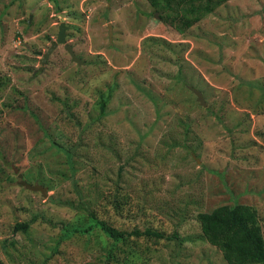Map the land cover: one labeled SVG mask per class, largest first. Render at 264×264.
I'll return each instance as SVG.
<instances>
[{
    "label": "rangeland",
    "instance_id": "374dc122",
    "mask_svg": "<svg viewBox=\"0 0 264 264\" xmlns=\"http://www.w3.org/2000/svg\"><path fill=\"white\" fill-rule=\"evenodd\" d=\"M154 15L148 0H0V264H225L196 215L235 203L264 242V0L182 33ZM61 24L82 65L63 45L41 64ZM97 220L176 239L114 241Z\"/></svg>",
    "mask_w": 264,
    "mask_h": 264
},
{
    "label": "trees",
    "instance_id": "16d2710c",
    "mask_svg": "<svg viewBox=\"0 0 264 264\" xmlns=\"http://www.w3.org/2000/svg\"><path fill=\"white\" fill-rule=\"evenodd\" d=\"M229 1L148 0L150 6L155 10L156 19L164 23L169 21L179 33L191 28ZM107 101L108 98L101 99L99 103L101 113L104 112ZM36 220L37 216H32L28 221L16 223L12 228V233L27 234ZM95 223L108 238L114 241L125 239L126 236L156 239L157 241L176 239L173 235L165 237L149 226L143 228L142 224L134 226L130 231L121 232L108 226L104 221L97 220ZM196 223L199 225L203 240L221 253L222 261L225 264H264V242L261 227L256 211L252 207L236 203L232 206H218L210 212L198 213ZM9 245L13 246V243ZM7 247L4 246L1 249L4 251ZM56 247L57 245L54 253Z\"/></svg>",
    "mask_w": 264,
    "mask_h": 264
},
{
    "label": "water",
    "instance_id": "95a60500",
    "mask_svg": "<svg viewBox=\"0 0 264 264\" xmlns=\"http://www.w3.org/2000/svg\"><path fill=\"white\" fill-rule=\"evenodd\" d=\"M108 29H110V26H108ZM58 45H63V48L68 53V55L70 56L71 60L74 63H76L78 66L82 65V61L75 55L72 46L66 43L64 27H63L62 24L59 26V32H58L56 41L51 42V46L49 47L47 52L43 55V59L41 61V64H43L45 62V60L49 57L51 52ZM37 54L41 55L40 52L37 53ZM193 93L196 95V98H197L199 104L205 106L202 94L199 91H196V90H193ZM19 178L21 179V176H19ZM19 185L25 187L26 189H28L30 191L40 192L43 195V197H46V195H47L45 187H41L39 185H31V184L27 183L25 180H20Z\"/></svg>",
    "mask_w": 264,
    "mask_h": 264
}]
</instances>
